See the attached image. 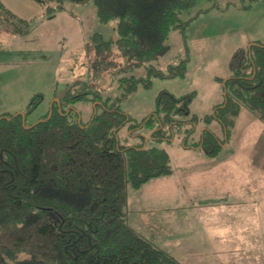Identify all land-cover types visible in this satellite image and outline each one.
Here are the masks:
<instances>
[{
  "label": "rangeland",
  "instance_id": "1",
  "mask_svg": "<svg viewBox=\"0 0 264 264\" xmlns=\"http://www.w3.org/2000/svg\"><path fill=\"white\" fill-rule=\"evenodd\" d=\"M2 1L29 19L31 29L17 34L0 23V116L22 113L28 124L36 123L54 101L81 91L83 83L100 98L122 96L128 86L133 88L119 101L133 122L157 109L161 91L185 96L189 112L177 117L190 122L175 126L173 139H148L146 144L168 152L172 172L129 186L127 221L184 264H264V236L254 244L253 232L261 224L264 235V122L258 110L243 108L227 135L222 122L211 118L214 107L224 101L220 78L231 74L234 52L255 40L264 43V0H197L181 13L187 24L171 30L165 54L152 62L128 64L118 48V18L102 21L93 0H66L54 15L38 0ZM48 3L56 6L53 0ZM172 66L181 73L161 76L155 71L169 73ZM133 76L142 78L135 87ZM72 106L87 121L94 102L78 99ZM207 128L224 143L215 155L205 146H193ZM138 130L151 132L145 126ZM119 135L123 143L141 142V137L128 135L127 127ZM232 182L242 185L239 193L245 198L260 199L258 222L241 210L236 200L240 194L235 197L234 190L229 195ZM242 231L247 232L244 238L237 235ZM217 232H230L233 236L225 238L230 244L218 240ZM239 239L244 242L238 252L231 241Z\"/></svg>",
  "mask_w": 264,
  "mask_h": 264
},
{
  "label": "trees",
  "instance_id": "2",
  "mask_svg": "<svg viewBox=\"0 0 264 264\" xmlns=\"http://www.w3.org/2000/svg\"><path fill=\"white\" fill-rule=\"evenodd\" d=\"M38 1L47 3L54 15L66 0H53L56 6L50 0ZM93 1L102 21L118 18V48L126 64L152 62L165 54L171 30L187 24L181 13L197 2ZM0 23L3 30L17 34L31 29L30 20L2 0ZM230 68L231 74L220 78L224 101L211 115L222 122L227 135L243 108L258 110L264 122V43L255 40L239 47ZM174 69L155 71L161 76L181 73ZM141 80L133 76V87ZM80 85L81 91H69L54 101L36 123L28 124L22 113L0 116V264H184L128 223L127 201L129 186L172 172L168 152L146 144L148 139L171 140L175 126L190 122L177 117L189 112L187 98L161 91L157 109L133 122L119 106L133 88L128 86L122 96L100 98L87 89L92 86ZM78 99L94 102L87 121L72 106ZM144 126L151 129L150 135L137 132ZM123 127L141 142L123 143ZM199 145L214 155L224 143L207 128L193 146Z\"/></svg>",
  "mask_w": 264,
  "mask_h": 264
},
{
  "label": "crops",
  "instance_id": "3",
  "mask_svg": "<svg viewBox=\"0 0 264 264\" xmlns=\"http://www.w3.org/2000/svg\"><path fill=\"white\" fill-rule=\"evenodd\" d=\"M217 154V153H216ZM212 155V154H211ZM215 155V154H214ZM231 190H232V192H230L229 191V195L230 194H233V192H234V190H235V192H234V194H235V197H237L240 193V191L241 190H243L242 189V185H238V184H236L235 182H232V184H231ZM247 187V186H246ZM250 187H252L251 185H249L247 188H250ZM243 188H245V185H243ZM218 195L219 194H217V197H218ZM241 195V194H240ZM220 197H222V196H220ZM207 198H204V199H202L201 198V200H206ZM208 199H210V198H208ZM262 199V201H261V203L263 202V200H264V198H261ZM197 200V199H196ZM210 200H213V201H216V202H219L218 200L219 199H216V200H214V199H210ZM222 200V203H224V204H227V202L225 201V199H221ZM236 200L238 201V203L239 204H241V210H243V209H245V210H247V212H248V215L251 217V219H252V222H258L257 221V218H256V215L259 213V212H261L262 211V208L260 207L261 206V203H259V200L258 199H250V198H245V196H244V194H243V196L241 195V196H239V197H237L236 198ZM192 201H193V199H192ZM195 201V200H194ZM252 202H254V203H257V204H260L259 206H257V205H255V204H251ZM226 225V224H225ZM262 228H263V225H261V224H256V225H254V229H253V232H254V234L256 235V240H255V242H254V244H258V242H260V240L259 239H257V238H259V237H263L264 235H263V230H262ZM215 235V234H214ZM216 235L218 236L217 238H218V240H221L222 241V243H226V244H230V242H229V240H225V238H228V237H231V236H233V235H231L230 234V232H227L226 234H224L223 232H217L216 233ZM238 236H241L242 238H244L246 235H247V232L246 231H242V232H238V234H237ZM252 237V232L250 233V235H249V238H251ZM232 243H236L237 244V246H236V251H238L239 252V250L241 249V244L244 242L243 240H236V242L235 241H231ZM221 243V244H222ZM220 247V246H219Z\"/></svg>",
  "mask_w": 264,
  "mask_h": 264
},
{
  "label": "water",
  "instance_id": "4",
  "mask_svg": "<svg viewBox=\"0 0 264 264\" xmlns=\"http://www.w3.org/2000/svg\"><path fill=\"white\" fill-rule=\"evenodd\" d=\"M57 101L59 102V99H57ZM23 115V114H22Z\"/></svg>",
  "mask_w": 264,
  "mask_h": 264
}]
</instances>
